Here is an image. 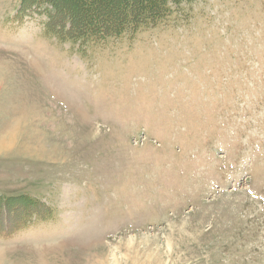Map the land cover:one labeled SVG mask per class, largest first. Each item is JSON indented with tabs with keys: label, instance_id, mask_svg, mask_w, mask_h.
Wrapping results in <instances>:
<instances>
[{
	"label": "rangeland",
	"instance_id": "obj_1",
	"mask_svg": "<svg viewBox=\"0 0 264 264\" xmlns=\"http://www.w3.org/2000/svg\"><path fill=\"white\" fill-rule=\"evenodd\" d=\"M20 5L0 0V264H264V0L104 40Z\"/></svg>",
	"mask_w": 264,
	"mask_h": 264
},
{
	"label": "trees",
	"instance_id": "obj_2",
	"mask_svg": "<svg viewBox=\"0 0 264 264\" xmlns=\"http://www.w3.org/2000/svg\"><path fill=\"white\" fill-rule=\"evenodd\" d=\"M59 1L21 0L20 10L31 8L38 2H48L55 8L56 13L51 24L47 23L51 31L54 30L58 35L63 34L61 36L70 39L104 40L155 26L171 14L174 5L179 6L184 0H115V4L108 7L100 0H78L79 8L76 9L70 5V0H67L65 3L68 6L62 10ZM81 8L90 11L82 13ZM67 21H70L68 28ZM24 200L31 204V199ZM12 202L16 200L14 198L4 200L0 193V208Z\"/></svg>",
	"mask_w": 264,
	"mask_h": 264
}]
</instances>
